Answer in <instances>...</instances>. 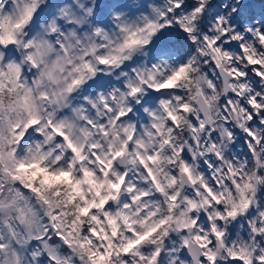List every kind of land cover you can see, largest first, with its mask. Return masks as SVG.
<instances>
[{
  "label": "clouds",
  "instance_id": "9594fccd",
  "mask_svg": "<svg viewBox=\"0 0 264 264\" xmlns=\"http://www.w3.org/2000/svg\"><path fill=\"white\" fill-rule=\"evenodd\" d=\"M248 3L0 0V264H264Z\"/></svg>",
  "mask_w": 264,
  "mask_h": 264
},
{
  "label": "trees",
  "instance_id": "16d2710c",
  "mask_svg": "<svg viewBox=\"0 0 264 264\" xmlns=\"http://www.w3.org/2000/svg\"><path fill=\"white\" fill-rule=\"evenodd\" d=\"M264 3V0H255V3H248L245 5V7L251 9L255 7L257 4Z\"/></svg>",
  "mask_w": 264,
  "mask_h": 264
},
{
  "label": "snow or ice",
  "instance_id": "6c2138e0",
  "mask_svg": "<svg viewBox=\"0 0 264 264\" xmlns=\"http://www.w3.org/2000/svg\"><path fill=\"white\" fill-rule=\"evenodd\" d=\"M261 39H264V36L261 37ZM181 72H183V69L180 70ZM175 78H179V73L177 74V76ZM83 211V210H82ZM143 239V238H142ZM140 241H137V243H139ZM127 251V249H125Z\"/></svg>",
  "mask_w": 264,
  "mask_h": 264
}]
</instances>
